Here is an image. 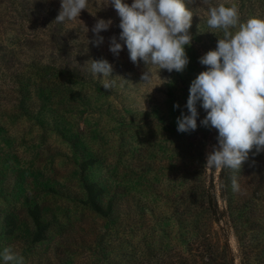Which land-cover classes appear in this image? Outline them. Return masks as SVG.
<instances>
[{"label":"rangeland","instance_id":"1","mask_svg":"<svg viewBox=\"0 0 264 264\" xmlns=\"http://www.w3.org/2000/svg\"><path fill=\"white\" fill-rule=\"evenodd\" d=\"M184 3L193 14L189 64L181 73L147 66L152 78L146 84L145 65H134L126 46L118 58L109 51V38L118 39L121 29L108 0H88L78 19L63 23L54 22L61 0H0V214L23 217L29 200L59 222L52 223V238L37 245L15 247L19 239L0 236V253L7 247L25 264H58L48 247L63 232L71 264H264V152L254 147L240 170L227 168L220 192V169L205 167L218 144V132L201 125L206 112L198 103L195 131L180 133L176 123L189 114L191 81L206 70L199 58L222 38L207 26L209 7L236 5L246 22L264 19V0ZM98 19L112 25L96 47L89 41ZM101 59L113 66L111 77L97 78L86 64ZM64 64L89 73L95 84L58 77ZM38 69L41 80L57 88L54 98L24 96L25 76ZM33 79L36 92L43 85ZM102 79H114L113 88L104 89ZM87 158L96 164L80 178ZM82 181L108 186L103 204L118 198L125 206L105 219L90 213ZM208 196L216 197L215 215ZM130 251L133 258L125 255Z\"/></svg>","mask_w":264,"mask_h":264},{"label":"clouds","instance_id":"2","mask_svg":"<svg viewBox=\"0 0 264 264\" xmlns=\"http://www.w3.org/2000/svg\"><path fill=\"white\" fill-rule=\"evenodd\" d=\"M119 18V42L116 36L109 38V51L119 57L126 46L130 61L145 65L141 82L151 83V66L169 73H181L189 64L186 46L190 47L192 11L184 0H108ZM205 4L209 0H204ZM88 0H61L60 10L54 22L63 23L79 18L86 10ZM207 26L222 32L215 50L199 58L206 67L189 87L186 103L188 115L177 118V131L188 133L197 129L199 116L197 104L206 112L201 125L215 129L218 144L207 154L205 167L209 169L240 170L248 153L255 147L257 154L264 152V19L251 17L241 22L236 5L220 4L208 9ZM112 21L98 19L89 41L99 47L104 42L101 32L109 30ZM89 29L87 28V32ZM98 78L111 77L113 66L104 59L86 62ZM114 79H102V86L111 90ZM179 108V105H174ZM233 191L239 184L232 180ZM4 264H25L23 256L4 248L0 253Z\"/></svg>","mask_w":264,"mask_h":264},{"label":"trees","instance_id":"3","mask_svg":"<svg viewBox=\"0 0 264 264\" xmlns=\"http://www.w3.org/2000/svg\"><path fill=\"white\" fill-rule=\"evenodd\" d=\"M29 76L30 77L32 76L31 77L32 79L38 77L40 79L38 81L39 82L38 85L42 84L43 87L41 88L40 86L36 92L33 91L31 85H29L30 83H32L31 81L32 79ZM29 76H25L26 78L23 81L26 87L29 86L28 92L24 96H26L29 99L32 93L36 94L37 98L39 99H41L43 96H44L43 98L46 97L47 99H50V97L54 98L56 96L55 94L57 93L55 90L57 88H55L54 86L52 87L50 84H47L45 80L44 81L41 80L43 78L42 77L43 72H40L39 69L35 73L33 72L32 74H30ZM57 76L58 77L64 76L66 78H70L73 80H81L87 84H95L92 83L93 77H91L89 73L81 74L77 72L76 69L70 70L69 65L67 64L62 65V67L57 73ZM85 76H87V80L85 78H82ZM21 83L22 80L18 87H22ZM97 86L99 85L97 84ZM95 164H96V159L94 158L85 159L78 167L80 178H82L85 174L88 173V171L94 168ZM226 172H227V168L220 169V175H219L220 181L218 183V188L220 192H222L225 189V184L223 183V179H224V175H226L225 174ZM81 187L85 196V199L82 203L83 206L86 207L87 211L96 215L99 218L102 219L109 218L112 214L118 212L117 206H120V211L122 207L125 206L124 202L120 201V199L118 198H116L114 201L113 198L112 199L109 198L108 200H106L105 204H103V200L106 194L108 193V186L106 185H101L97 182L82 181ZM207 203H208V209L210 210L211 214L215 215L217 209L216 197L208 196ZM24 204H26L27 207L23 217H21L19 214H17L14 211H8L0 214V236L8 239H19L17 241L18 244L13 245L15 247H17V245H21V247L29 246L33 244L37 245L45 242L47 239H50V237L52 238L51 234L54 231V227L52 226V223L56 224L57 226L59 225V222L57 221L55 214H53V217L51 219L53 220V222H51L48 219V216L44 212V205H39L38 203L29 202V200L27 203ZM21 232H23L22 235ZM52 241H54V243L50 247H48L49 250H51V253H49V255L53 259L56 260L58 259L59 261L58 264H71L72 262H71L70 254L69 253L66 254L64 251L65 249L64 247L65 244L68 242V239L66 237H63V232L57 238H53ZM125 255L128 256L129 258L131 257L133 258V251L127 252L125 253ZM44 256H45L44 260L49 262L50 260L49 256L47 255Z\"/></svg>","mask_w":264,"mask_h":264}]
</instances>
